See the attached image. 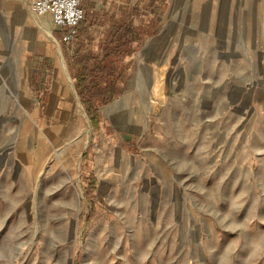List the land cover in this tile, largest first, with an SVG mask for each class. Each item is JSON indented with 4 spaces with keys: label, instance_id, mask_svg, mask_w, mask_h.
<instances>
[{
    "label": "rangeland",
    "instance_id": "374dc122",
    "mask_svg": "<svg viewBox=\"0 0 264 264\" xmlns=\"http://www.w3.org/2000/svg\"><path fill=\"white\" fill-rule=\"evenodd\" d=\"M131 22L132 48L69 61L118 81L94 115L52 68L0 67V264H264V0Z\"/></svg>",
    "mask_w": 264,
    "mask_h": 264
},
{
    "label": "crops",
    "instance_id": "0c3cea01",
    "mask_svg": "<svg viewBox=\"0 0 264 264\" xmlns=\"http://www.w3.org/2000/svg\"><path fill=\"white\" fill-rule=\"evenodd\" d=\"M34 1L0 0V67L3 70H42V81L49 73V68H52L58 81L56 87L62 84V92L70 93L77 86L78 74L90 70L79 59L78 73L71 76V56L81 58L87 55L88 60L101 62L113 56V48L122 45L132 48L139 39L134 40V36H129L128 31L133 29L131 20L153 0H88L84 3V18L78 24L77 33L71 41L64 39L68 27L56 26L50 14L38 16L33 13L31 5ZM97 25L107 31L103 41L98 44L106 47L102 53L89 51L91 30ZM73 44L74 49H81L77 50L80 51L77 55L67 52L66 45Z\"/></svg>",
    "mask_w": 264,
    "mask_h": 264
},
{
    "label": "built area",
    "instance_id": "2783aa9c",
    "mask_svg": "<svg viewBox=\"0 0 264 264\" xmlns=\"http://www.w3.org/2000/svg\"><path fill=\"white\" fill-rule=\"evenodd\" d=\"M86 1L88 0H35L31 8L38 16L50 14L56 26L68 27L64 39L71 41L77 33L78 24L84 18Z\"/></svg>",
    "mask_w": 264,
    "mask_h": 264
},
{
    "label": "trees",
    "instance_id": "16d2710c",
    "mask_svg": "<svg viewBox=\"0 0 264 264\" xmlns=\"http://www.w3.org/2000/svg\"><path fill=\"white\" fill-rule=\"evenodd\" d=\"M122 47H126L125 45H122L120 47H116V49L113 48L115 53H118ZM129 49V48H128ZM128 49H124V54L125 55L127 52H129ZM86 74L84 73H79L77 76V88L79 90L80 96L82 98L83 103L85 104L88 112L91 115H94L97 112V107L95 108L94 104L95 102H99L101 104H108L114 97L117 96V80H111L110 78L105 77L104 79H107V81L101 80L104 82L106 86L104 89H101L100 87V81L98 80L99 78L95 76L92 71V73H87L89 72L88 70H84ZM90 87V88H88ZM97 87H99V90H103V93H98L96 94L95 92H92V90H96ZM98 92H101L99 91Z\"/></svg>",
    "mask_w": 264,
    "mask_h": 264
},
{
    "label": "bare ground",
    "instance_id": "6f19581e",
    "mask_svg": "<svg viewBox=\"0 0 264 264\" xmlns=\"http://www.w3.org/2000/svg\"><path fill=\"white\" fill-rule=\"evenodd\" d=\"M127 96V95H126ZM124 97L122 100H124V99H126L127 97ZM78 96H74V97H72V106H71V108H75L76 106L81 110L82 109V105H81V103H80V101L78 100V98H77ZM128 99V98H127ZM122 100H120V101H122ZM120 101L119 102H117V104L114 106V107H111L108 111L110 112V110H114V108H116V106L120 103ZM123 102V101H122ZM125 102V101H124ZM127 102V101H126ZM128 103V102H127ZM126 103V104H127ZM117 107H119V106H117ZM117 110H119V109H117ZM114 111H116V110H114ZM113 111V112H114ZM112 113V112H111ZM116 115V114H115ZM118 119V118H117ZM119 122V121H118ZM88 131H89V129H88ZM29 150L32 152L33 151V144L32 143H30V146H29Z\"/></svg>",
    "mask_w": 264,
    "mask_h": 264
}]
</instances>
